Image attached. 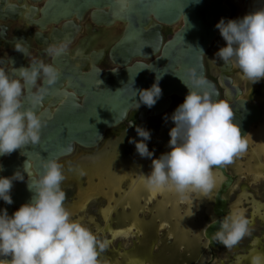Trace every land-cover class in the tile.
<instances>
[{
    "label": "clouds",
    "instance_id": "9594fccd",
    "mask_svg": "<svg viewBox=\"0 0 264 264\" xmlns=\"http://www.w3.org/2000/svg\"><path fill=\"white\" fill-rule=\"evenodd\" d=\"M128 2L116 0L121 9ZM214 27L224 41L215 56L223 63L234 64L249 83L264 78V5L235 19L221 17ZM13 48L27 57L28 63L13 67V61L8 59L10 67L0 64V156L39 142L45 122L34 109L45 95H57L61 104L79 107L74 91L55 87L59 69L44 59V56L54 58L66 53L68 41L46 44L43 56L31 55L28 44L22 40H14ZM143 68L148 67H140ZM185 77L186 80L178 77L188 90L168 117L172 127L168 130L166 152L153 157L146 144L150 132L140 125L134 126L132 121L127 123L134 126L139 137H130L128 142L134 144L139 156L151 160L150 171L139 175L140 182L149 190H172L182 201L189 192L206 197L215 186L212 169L231 163L247 148L246 134L241 135L238 124L233 121L229 103L214 98L206 90L208 81L195 66L185 69ZM159 79L160 75H156L149 87L134 90L139 97L136 108L141 103L149 108L156 103L161 95ZM30 167L25 160L26 188L31 193L28 201L11 215L0 208V264H98V250H103L105 245L80 220L73 219L65 206L62 164L55 157L44 159L35 177ZM78 172L84 175L83 169ZM13 180L22 181L25 176L20 171L0 176V200L5 204L12 203L9 193ZM217 224L208 234L207 228ZM249 225L243 210L233 208L219 220L212 218L203 231L208 243L218 242L231 249L250 233ZM250 264H264V253L252 254Z\"/></svg>",
    "mask_w": 264,
    "mask_h": 264
},
{
    "label": "flooded vegetation",
    "instance_id": "af4514ba",
    "mask_svg": "<svg viewBox=\"0 0 264 264\" xmlns=\"http://www.w3.org/2000/svg\"><path fill=\"white\" fill-rule=\"evenodd\" d=\"M63 1L0 0V64L10 67L8 59H11L13 67L27 66V57L14 50V40H22L27 43L29 52L33 56H43V49L48 43L68 41L69 48L66 53L54 58L44 56L46 62L54 64L59 69V77L66 73V61L78 68L81 74H91L93 70L121 69L125 66H131L134 62L148 64L159 56L160 50L145 57L134 55V38H131L127 41V45L131 48L127 54L119 57L116 50L119 42L126 36L127 21L117 18L105 21L101 17V12H108L109 7H99L94 4L88 5L82 10L73 11L68 17H66V14L62 17L51 16L49 11H53L59 5L58 3ZM225 4L229 8L226 19H235L255 7L264 5V0H225ZM151 23L159 26L158 32L162 44L182 25V20L180 18L174 23L166 24L152 19ZM149 26L146 27L147 30ZM223 44L224 41L217 30L214 39L203 55L205 76L216 85L218 98L220 99H224V90L218 82L221 73L219 65L223 64V61L215 56V52ZM124 59L127 62L121 64L120 61ZM224 68L223 77L231 79L232 86H237L241 91L237 99L256 104L259 108L260 120L250 126L249 134L247 133L250 135L251 130H256L264 116V106L262 105L264 91L261 89L262 85L264 87V78H261L259 82L249 83L234 64L224 63ZM55 87H66V79L59 78ZM77 98L80 100L83 97L79 96ZM182 100L183 97L171 94L168 105L157 112H152L151 108L144 106L142 103L137 108L136 106L132 107L127 111L126 117L121 122L104 131L98 143L92 147L74 145V149L69 155H62L57 158L63 166L65 176L61 183L66 197L64 204L71 213L72 218L76 219V214L81 213L83 209L93 210V217L99 218L95 219L98 220L97 222L81 221L96 235L97 240L105 245L103 250H98V264H148L152 260L156 262L157 257L152 260L146 259L140 253L134 254L133 248L121 252L114 248L113 244L114 241L116 243L119 241L118 233L123 229H128L132 233L136 228L137 231H143L144 239L148 241V238H150L147 231L144 232L145 228L135 227L136 224L133 223L132 219L137 218L136 214L134 216V213L127 215L129 211L137 212L141 208L139 202L143 203V200L148 199L158 200L155 208L157 211H163L167 208L168 201L174 202L178 198L172 190L167 188L149 190L140 182L139 175L141 173L147 174L150 171L151 160L139 156L135 151L134 144L128 141L130 137L139 139L136 136L134 126L140 125L150 132V139L146 141V144L153 157H158L162 152H166L168 150V130L172 127V121L168 117ZM78 104L81 105V102L79 101ZM34 110L39 114H66V103L61 104L59 96L48 94L42 98ZM130 121L133 122L134 126H128L127 123ZM248 135L246 136L248 137ZM252 140H255V138H252ZM7 157L8 154L0 157V176H11L9 174L5 175L3 170ZM228 164L222 165V170L216 167L212 169L215 186L207 194L210 201L206 206L207 212L204 213L207 222L212 218H216L212 212L214 199L217 192H220L225 185V182H229V185L224 187L225 189L222 191L220 198L225 202L224 215L228 212L229 195L232 197L234 194H230V191L233 189L235 178V174L231 172ZM78 169H83L84 175H80ZM30 170L33 177H35L37 174L32 168ZM26 177L27 175H25ZM24 181L13 180V183H23ZM13 185L10 191L14 190ZM197 194L200 193L197 192ZM107 198L109 199L110 208H104L103 206L100 210L95 208L98 202L107 201ZM80 199L81 205L78 206L77 200ZM118 207L127 214L118 218L117 213L114 212L115 209L118 210ZM0 208H4L11 215L13 210L18 208V205L14 203L5 204L0 200ZM140 210L142 211V209ZM161 221L157 220V222ZM204 225H201L200 228L201 236ZM136 232H133V237ZM138 235L141 234L138 233ZM138 235L136 234V236ZM202 238L210 260L214 258L215 251L222 245L210 247L207 240L203 236ZM4 259H8V257H4Z\"/></svg>",
    "mask_w": 264,
    "mask_h": 264
},
{
    "label": "water",
    "instance_id": "95a60500",
    "mask_svg": "<svg viewBox=\"0 0 264 264\" xmlns=\"http://www.w3.org/2000/svg\"><path fill=\"white\" fill-rule=\"evenodd\" d=\"M58 4L53 11H49L53 17H62L65 14L68 17L73 11L82 10L94 4L99 7H109L108 12H101V17L105 21L112 18L127 21L126 36L119 42L116 50L119 57H123L131 48L127 45V41L131 38H134V55L145 57L158 50L160 54L148 64L134 62L128 67L114 68L115 71L114 69L100 70L98 73V70H93L91 74H81L78 68L66 61V73L59 78L66 79V87L76 93V102L80 101L81 105L72 108L66 103V114H39L45 122L40 131L39 142L34 145H24L8 154L3 167L5 175H12L18 170L21 175H27L23 171L25 160L37 174L41 161L44 159L67 156L73 151L74 145L92 147L98 143L106 129L121 122L126 117L127 111L139 102V97L135 95L134 90L149 87L156 75H160L158 83L161 95L151 107L152 112L166 107L171 94L184 98L188 89L178 77L186 80L185 69L188 66H195L198 72L203 74L208 81L206 90L214 98H218L216 85L205 76L203 53L216 35L215 23L221 17L226 19L229 14L225 0H198V2L194 0H129L123 9L116 0H64ZM184 17L186 23H184ZM180 18L182 25L161 44L159 26L151 23V20L156 19L160 23L170 24ZM148 25L150 26L147 30ZM142 46L144 47L141 50ZM126 62V59L120 61L121 64ZM140 67L148 68L140 69ZM219 69L221 73L218 82L224 90L223 98L230 102L229 105L233 109V121L238 124L241 135H247L250 126L260 120L259 108L256 104L237 99L241 91L237 86H232L231 79L223 77L224 63L219 65ZM98 79L101 81L100 85H98ZM79 96L83 98L79 100L77 98ZM26 180L27 177L23 183L12 182L14 190L9 194L12 203L18 207L27 202L31 195L26 188ZM228 185L229 182H225L214 199L212 212L217 220L224 215L225 202L221 200L220 195L224 187ZM208 223L201 231L207 243L208 238L203 229ZM216 227L218 224L208 227L207 233H212ZM219 245L218 242L208 243L210 247Z\"/></svg>",
    "mask_w": 264,
    "mask_h": 264
},
{
    "label": "rangeland",
    "instance_id": "374dc122",
    "mask_svg": "<svg viewBox=\"0 0 264 264\" xmlns=\"http://www.w3.org/2000/svg\"><path fill=\"white\" fill-rule=\"evenodd\" d=\"M261 89L264 91L263 85ZM262 105L264 106V97ZM251 131L253 133L250 135L248 133V137L245 138L246 150L235 156L228 164L231 172L235 174L234 186L230 191V194H234L232 197L229 195L228 211L233 208L242 209L250 221V233L237 245L231 249L220 247L215 251L214 258L209 260L200 234V228L208 221L204 213L207 212L206 206L210 203L209 197L189 192L185 194L187 198L183 201L179 197L174 202L168 201L167 208L163 211H157L155 204L158 200L151 199L139 202L142 211L139 209L137 212L129 211L127 214L119 207L118 210L115 209L118 218L124 214L128 216L130 213H134L133 216L136 214L137 218L132 219L135 227L145 228L144 232L147 231L151 239L148 238V241L144 239L143 231H137L136 228L133 232L137 231L136 234L141 235L135 234L134 237L133 232L123 229L118 233L119 241L116 243L113 240L114 248L121 252L133 248L134 254L140 253L146 259L152 260L157 257L156 262L152 260L150 264H250L252 254L264 253V116L256 131ZM251 137L256 140H252ZM77 201V205L80 206L81 199ZM102 206L110 208L108 198L107 201L98 202L95 208L100 210ZM92 212L91 209H83L81 213L76 214V219L97 222L95 219L99 218H94Z\"/></svg>",
    "mask_w": 264,
    "mask_h": 264
},
{
    "label": "bare ground",
    "instance_id": "6f19581e",
    "mask_svg": "<svg viewBox=\"0 0 264 264\" xmlns=\"http://www.w3.org/2000/svg\"><path fill=\"white\" fill-rule=\"evenodd\" d=\"M261 127V126H260ZM256 131V130H255ZM253 133V132H252ZM251 138H253V137H251ZM259 138V137H258ZM256 140V139H255ZM259 140V139H258Z\"/></svg>",
    "mask_w": 264,
    "mask_h": 264
},
{
    "label": "snow or ice",
    "instance_id": "6c2138e0",
    "mask_svg": "<svg viewBox=\"0 0 264 264\" xmlns=\"http://www.w3.org/2000/svg\"><path fill=\"white\" fill-rule=\"evenodd\" d=\"M242 210V209H241Z\"/></svg>",
    "mask_w": 264,
    "mask_h": 264
}]
</instances>
